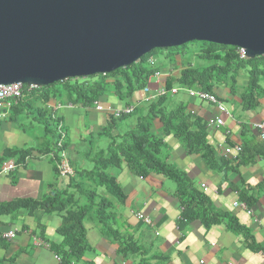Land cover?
Here are the masks:
<instances>
[{
	"label": "crops",
	"instance_id": "0c3cea01",
	"mask_svg": "<svg viewBox=\"0 0 264 264\" xmlns=\"http://www.w3.org/2000/svg\"><path fill=\"white\" fill-rule=\"evenodd\" d=\"M166 55L163 65L168 63L167 70L160 65L157 71L160 76L150 80L148 94L135 92L123 101L113 95H104L96 103L101 111H97L95 106L84 109L65 105L56 111L55 117L62 123L65 132L66 159L73 170L90 169L85 168L89 164L86 157L90 148L92 153L104 149L103 139L106 138L97 135L110 123V113L128 107L133 112L143 109L146 96L163 88L167 77L179 78L189 62L182 60L181 56L169 60ZM153 63L152 59L151 65ZM236 85L245 87L246 81L243 83L238 76ZM173 88L180 87L173 83ZM211 94L224 105L228 115L220 113L214 105L188 97L184 92L169 96L167 106L172 109L181 104L186 113L200 119L205 126L207 146L216 159L226 161L233 170L226 174L211 171L200 154L186 152L171 134L162 137L168 154L166 163L184 173L194 188L209 200L214 211L233 218L250 239L228 230L226 220L208 229L199 221H193L180 231L177 223L181 207L175 198L174 183L156 174L137 177L122 164L120 168L108 171L124 196L121 204L111 199L112 229L119 239L133 241L147 258L155 257L153 264L161 260L164 261L162 264H264V191L258 190L264 185V155L256 156L248 165H238L244 147L247 146L250 151L264 150V143L252 128L264 121V95L258 100V107L243 111L238 96L231 95L227 88H214ZM48 104L50 109L56 105L53 101ZM10 114L11 110L7 117L0 119V204L18 200L40 201L46 193L64 189L67 179L55 177L49 155L39 154L47 150L49 137L39 126L32 123L26 125L24 121L32 120L31 114L21 112L12 119ZM216 120H221L222 124L216 125ZM135 125L136 118L131 114L115 123L111 135H122ZM160 129V122L154 120L151 133L160 136ZM234 147H240L242 153L224 154L225 148ZM26 149H32V152L22 162H19L17 154L3 158L6 151ZM243 156L247 157V154ZM8 165L14 166V170L4 172ZM240 191L254 199L253 204L246 207L251 211L250 215L233 206L234 203L242 204ZM96 194L110 198L102 188H97ZM138 214L148 218L151 226L138 220ZM82 224L88 249L79 261L72 264H139L138 256L124 257L120 254L116 239L104 235L92 216L86 217ZM60 225L58 215L46 214L42 210L31 214L20 210L14 217L0 216V264H62L54 252V248L62 242L56 233ZM8 232L14 234L9 240L4 238ZM54 256L59 258V262Z\"/></svg>",
	"mask_w": 264,
	"mask_h": 264
},
{
	"label": "trees",
	"instance_id": "16d2710c",
	"mask_svg": "<svg viewBox=\"0 0 264 264\" xmlns=\"http://www.w3.org/2000/svg\"><path fill=\"white\" fill-rule=\"evenodd\" d=\"M196 44L197 51L194 57L205 64L194 68L188 63L177 80L171 77L166 78L165 90L170 91L173 83L180 88L208 94H211L214 88H227L231 95L238 96L243 111L258 107V100L264 95L262 87L264 86V56L241 61L235 48L205 43ZM169 50H172L166 55L169 60L184 53V47ZM156 51L158 50L151 51L127 68L104 76L65 80L41 87L24 94L21 101L11 107L10 119L21 112L31 114L32 120L49 137V149L46 147L47 150L40 151L39 154H52L51 163L55 177L59 178L56 164L60 160L59 150L55 146L57 121L52 119V110L48 107V103L53 101L55 104L89 109L94 107L98 99L104 95H113L120 101L126 100L133 93L143 91L148 85L149 78L159 70L158 67L148 63ZM245 69L247 70L246 86L241 88L236 85V79L239 71ZM168 100L169 96H164L146 104L143 109L135 110L132 113V116L136 118L135 127L122 135L112 136L111 132L115 123L127 116L118 120L110 118L108 126L97 135L99 138H106L108 145L93 153L90 148L86 157L91 165L89 170H73L69 163L73 175L65 178L67 185L64 189L52 190L40 201L18 200L0 204V216L14 217L20 210H26L28 214L42 210L46 214L58 215L61 225L56 233L61 237L62 242L54 248V252L60 257L62 264L79 261L88 249L82 223L86 217L92 216L104 235H110L116 239L120 254L124 257L138 256L139 264H153L155 257L147 258L146 253L133 241L119 239L112 229L113 202L111 199L121 204L124 196L108 171L118 169L124 164L128 171L137 177L145 178L149 174H156L174 183L175 198L181 207L177 223L180 231L193 221H199L205 229H208L226 220L225 226L228 230L234 234H242L246 240H249L250 238L237 226L233 218L217 214L209 200L194 188L188 177L166 163L168 154L162 137L171 134L182 144L186 152L200 154L211 171L226 174L233 170L229 168L226 161L216 159L214 152L207 146L205 126L201 120L186 113L185 107L181 104L169 109ZM36 104H39V107L34 108ZM154 120H158L161 124L160 136H154L151 133ZM246 147H244V154L246 153L247 157L240 154L238 165H248L256 156L264 155V150L250 151ZM31 152L32 149L6 151L3 158L17 154L20 156L19 162H22ZM97 188H102L110 198L97 196ZM259 189L264 191V185ZM239 195L242 204L246 207L253 204L254 199L245 192L240 191ZM163 262L161 260L154 264Z\"/></svg>",
	"mask_w": 264,
	"mask_h": 264
},
{
	"label": "water",
	"instance_id": "95a60500",
	"mask_svg": "<svg viewBox=\"0 0 264 264\" xmlns=\"http://www.w3.org/2000/svg\"><path fill=\"white\" fill-rule=\"evenodd\" d=\"M193 42L264 56V0H0V86L104 76Z\"/></svg>",
	"mask_w": 264,
	"mask_h": 264
},
{
	"label": "built area",
	"instance_id": "2783aa9c",
	"mask_svg": "<svg viewBox=\"0 0 264 264\" xmlns=\"http://www.w3.org/2000/svg\"><path fill=\"white\" fill-rule=\"evenodd\" d=\"M237 56L239 60L244 61L247 60V57L245 55V52L243 49H237L236 51ZM149 64H152V59L150 58L148 60ZM160 76L159 73H155L153 76H151L148 80V84L152 78H158ZM36 89H39V87L36 86H25L22 84H11V85H1L0 86V119H4L5 117L8 116V112L11 110L12 106H15L18 104V102L21 101L23 98L24 94L29 93L31 91H34ZM179 92H184L188 97L197 99L201 102H205L207 104L214 105L215 108L222 114L228 115L226 112L224 105L212 94H208L202 91H196V90H190V89H185V88H173L170 91H166L165 88H161L157 90L153 95H147L146 98L144 99V103L148 104L151 103L161 97L164 96H173L176 95ZM144 94H148V85L147 87L143 90ZM66 107H71V105H65ZM95 109L97 111H101V107L99 105H94ZM63 107V105L56 104L54 105L51 110H52V119L57 121L56 124V148L59 150V162L56 164V170L58 173V176L60 178H68L73 175L72 169L69 165V162L66 159V155L63 149L64 146V141H65V132L62 126V123L55 117L56 111L60 110ZM133 113V109L131 107L124 108L121 110L114 111L110 113V118L113 120H118L123 116H129ZM216 125H221L222 121L221 120H216ZM253 130L256 132L258 139L264 143V121L259 122L257 124H254L252 126ZM234 152L236 155H239L241 153V148L240 147H234L233 149L230 148H225L224 149V154L228 155ZM50 159H52V154L49 155ZM14 170V166L8 165L4 168V172H11ZM233 206L235 208H241L246 211L248 215L251 214V211L246 208L244 204H236L234 203ZM137 219L142 221L143 224L147 226H151V221L138 214L136 215ZM14 237V234L12 232H8L6 235H4V238L9 240ZM36 243L40 244L39 242L36 241ZM54 259H56L59 262V258L57 256H54Z\"/></svg>",
	"mask_w": 264,
	"mask_h": 264
},
{
	"label": "rangeland",
	"instance_id": "374dc122",
	"mask_svg": "<svg viewBox=\"0 0 264 264\" xmlns=\"http://www.w3.org/2000/svg\"><path fill=\"white\" fill-rule=\"evenodd\" d=\"M184 47V53L181 56L182 60L184 61H188L192 67L194 68H198V67H202L204 64L201 62V61H198L196 60V58L194 57V54L195 52L197 51V44L196 43H190V44H187L185 46H182ZM170 51L172 50H158L156 51L153 55H152V59H153V65L154 67H160V65H163V62H164V56L166 53H169ZM152 65V66H153ZM167 66H168V63H164L163 65V69L167 70ZM247 70H241L239 71L238 75L240 76V78L242 79V82L244 83L246 81V78H247ZM34 108H37V107H34ZM46 116V114H45ZM26 123V125L28 124H33V125H37L35 123V121H32V120H26L24 121ZM103 142L104 143V148L107 147L108 145V140L107 139H103ZM91 167V165L87 164L85 168H89ZM89 170V169H88Z\"/></svg>",
	"mask_w": 264,
	"mask_h": 264
}]
</instances>
